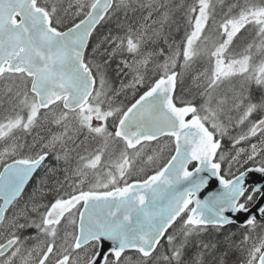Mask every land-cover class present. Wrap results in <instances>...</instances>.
<instances>
[{
	"label": "snow or ice",
	"instance_id": "6c2138e0",
	"mask_svg": "<svg viewBox=\"0 0 264 264\" xmlns=\"http://www.w3.org/2000/svg\"><path fill=\"white\" fill-rule=\"evenodd\" d=\"M0 264H264V0H0Z\"/></svg>",
	"mask_w": 264,
	"mask_h": 264
}]
</instances>
